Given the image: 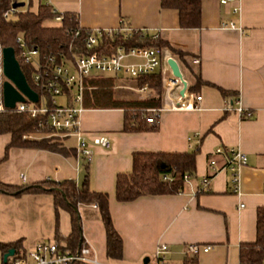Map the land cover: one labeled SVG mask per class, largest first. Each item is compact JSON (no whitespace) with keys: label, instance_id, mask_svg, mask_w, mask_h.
<instances>
[{"label":"crops","instance_id":"obj_1","mask_svg":"<svg viewBox=\"0 0 264 264\" xmlns=\"http://www.w3.org/2000/svg\"><path fill=\"white\" fill-rule=\"evenodd\" d=\"M36 12L40 1L62 13L76 15L84 28L116 29L121 21L133 29L158 31V38L183 55L162 47L160 105L156 123L146 128H123L124 108L84 107L79 115L83 132L105 134L110 145L92 146L86 160L75 151L73 136L58 138L63 151L32 146H9V132L0 133V181L12 184L51 179H72L95 191L106 192L112 225L121 238V255L105 254V232L94 203H78L80 242L88 243L97 258L109 264H144L158 243H165L166 264H182L186 243L208 244L195 254L197 264H238V245L255 237L256 207L264 205V0H200L198 27H180L177 10L161 7L159 0H23ZM50 20L46 18L45 20ZM53 20V19H52ZM58 26L59 24H45ZM232 21L235 27L223 26ZM2 47V46H1ZM173 57L186 81L180 99L184 106H168L163 78L171 74L165 59ZM115 88L144 98L150 87L136 90L134 79L117 75ZM181 83L168 94L176 97ZM222 91H225L223 93ZM200 95L195 99V95ZM237 96L250 117L224 108L225 95ZM179 95V94H178ZM121 97V96H120ZM188 136L199 137L194 145V170L173 193L142 194L118 201L115 176L132 168L135 151L182 152L189 150ZM236 147L246 156L239 169L240 194L229 191V173L219 167L205 189L202 176L216 147ZM219 165L223 154H214ZM20 173L23 174L22 179ZM71 229L68 211L54 210L48 191L10 194L0 192V242L18 241L29 248L39 239L66 237ZM64 243L62 240L60 241ZM193 256V255H192ZM189 257H191L189 255Z\"/></svg>","mask_w":264,"mask_h":264},{"label":"trees","instance_id":"obj_2","mask_svg":"<svg viewBox=\"0 0 264 264\" xmlns=\"http://www.w3.org/2000/svg\"><path fill=\"white\" fill-rule=\"evenodd\" d=\"M17 0H0V45H11L16 51L14 38L21 34L28 44H35L42 52L56 53L59 50L66 52L67 45L76 43L74 38L65 35L64 27L77 25L76 15L64 13V20L58 26L44 25L43 21L51 17L50 5L40 1L36 12L29 11L27 3L16 7L11 17L5 18L1 14L9 5ZM161 7H170L177 10L178 24L180 27H198L200 23V0H159ZM121 21L116 30L111 34L103 35L99 47L110 51L117 44L148 45L161 49L167 47L177 57L183 53L160 38L151 37L147 29L136 30L124 37L122 27H127ZM79 42V41H77ZM20 68L28 82L30 81L31 66L20 63ZM117 77L114 75H94L84 79L82 91V105L84 107H116L124 108L123 128L126 130H140L146 128L144 109L160 105L161 81L159 70L148 74L138 75L134 84L138 87L144 82L150 87L151 93L144 98L116 97L114 85ZM225 93V91H222ZM35 126L33 118L24 112L11 110L0 111V132H9V146H32L49 150L63 151L58 138L24 139L22 134L32 131ZM195 149L182 152L163 151H135L132 153V168L129 172H119L115 176L114 196L118 201L131 200L142 194L173 193L180 189L183 183V174L191 175L194 170ZM165 175L166 178L162 176ZM48 191L52 194L54 210L68 211L71 229L66 237H58L65 246L75 248L80 241V219L77 211L78 203H94L98 209L105 232V254L109 258H119L121 255V238L112 225L108 210V196L106 192L90 189L86 183L76 185L72 179L59 181L45 179L32 183L12 184L0 181V192L20 194L23 192ZM18 241L0 242V251L9 247L16 248ZM264 259V205L256 207L255 212V237L252 241L240 242L238 245V264H262ZM182 264H197L195 256H187Z\"/></svg>","mask_w":264,"mask_h":264},{"label":"built area","instance_id":"obj_3","mask_svg":"<svg viewBox=\"0 0 264 264\" xmlns=\"http://www.w3.org/2000/svg\"><path fill=\"white\" fill-rule=\"evenodd\" d=\"M229 1L219 0L221 3ZM235 1L236 3L230 6V11L233 13L239 10L238 0ZM15 11L16 7L10 4L1 15L8 18ZM50 12L51 18L60 25L64 20V13L53 7H50ZM222 25L235 27L232 21L222 22ZM143 29H133L127 26L122 27L120 31L126 37L131 32ZM111 30L84 28L78 23L75 27H64L65 35L74 38L76 43L68 44L66 52L59 50L56 53L42 52L37 45L26 43L21 34L15 36L16 51H14V55L19 65L24 63L31 66L30 81L33 85H29L36 91L37 100L31 101L25 97L23 101H16L12 108H7L2 103L0 93V111L24 112L34 119L33 130L23 133L22 138L37 139L48 135L57 138L73 136L76 153L82 155L86 160L91 158L92 146L108 147L110 145L107 135L85 133L80 128L79 115L84 108L81 103L84 79L94 75H125L135 78L158 69L162 58L160 49L148 45L124 46L117 44L110 51H104L103 47H99V41L103 35L111 34ZM151 37L158 38V31H151ZM3 79L0 52V87ZM162 83L164 91L167 93L168 106H184L180 95L172 97L168 94L174 86L180 84L178 78L169 73L163 78ZM146 88L147 84L144 82L136 87V90L144 91ZM55 95H60L63 100L57 102ZM199 98V94L195 95V99ZM162 106L145 108L143 110L144 120L149 124L156 123ZM224 108L238 112L240 117L252 115L250 109L241 107L237 96L225 95ZM188 142L190 147H194L199 142V137L188 136ZM216 153L223 154V164L217 163L214 155ZM245 161V154L236 147H228L225 150L219 146L216 147L212 155L208 157V173L201 177L200 189H205L212 174L219 167H223L229 173V191L240 194L239 169ZM20 176L22 179L24 178L21 173ZM162 177L166 178L165 175ZM188 177L189 174H183V180ZM209 248L208 244L186 243L182 252L184 255L192 256ZM167 251L165 243H158L145 264H166L165 254ZM3 252L0 251V264H109L97 258L92 247L86 242H80L75 248H71L55 239H39L29 248L22 246L13 248V253L7 255L5 261L2 260ZM262 264H264V259Z\"/></svg>","mask_w":264,"mask_h":264},{"label":"water","instance_id":"obj_4","mask_svg":"<svg viewBox=\"0 0 264 264\" xmlns=\"http://www.w3.org/2000/svg\"><path fill=\"white\" fill-rule=\"evenodd\" d=\"M13 7L24 5L23 0H17L11 3ZM1 69L4 79L1 82L0 93L2 103L7 108H12L16 101H23L28 98L31 101L37 100L36 91L28 84L20 65L14 55V49L11 45L1 47ZM170 68L171 74L178 78L181 87L178 90L180 96L183 95L186 81L182 77L181 71L178 67L176 60L168 56L165 59ZM13 253V247H9L2 253V260L5 261L6 256ZM148 257H143L145 264Z\"/></svg>","mask_w":264,"mask_h":264},{"label":"rangeland","instance_id":"obj_5","mask_svg":"<svg viewBox=\"0 0 264 264\" xmlns=\"http://www.w3.org/2000/svg\"><path fill=\"white\" fill-rule=\"evenodd\" d=\"M44 23L45 24H58V22L57 21H55V20H52V19H50V20H45L44 21ZM114 94H115V96L116 97H122V96H126V95H130L129 93H127V92H124L122 89H117V88H115V85H114ZM55 99H56V101L57 102H61L63 99H62V97L60 96V95H55ZM1 133V132H0ZM53 137H55V136H53V135H48V136H46V137H44V138H53ZM55 138H57V137H55Z\"/></svg>","mask_w":264,"mask_h":264}]
</instances>
